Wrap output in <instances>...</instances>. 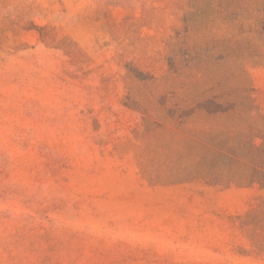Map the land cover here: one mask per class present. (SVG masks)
I'll list each match as a JSON object with an SVG mask.
<instances>
[{
	"label": "rangeland",
	"instance_id": "rangeland-1",
	"mask_svg": "<svg viewBox=\"0 0 264 264\" xmlns=\"http://www.w3.org/2000/svg\"><path fill=\"white\" fill-rule=\"evenodd\" d=\"M263 177L264 0H0V264H264Z\"/></svg>",
	"mask_w": 264,
	"mask_h": 264
},
{
	"label": "trees",
	"instance_id": "trees-1",
	"mask_svg": "<svg viewBox=\"0 0 264 264\" xmlns=\"http://www.w3.org/2000/svg\"><path fill=\"white\" fill-rule=\"evenodd\" d=\"M254 181H256L261 188H264V177L259 179L252 178L251 182ZM261 200H262L261 203L256 208L247 212V217H248L247 221H249V223H252L255 228L264 230V197H262ZM255 233L256 232H254V235ZM257 243H258L256 246L257 249L263 250L264 240H259L257 241Z\"/></svg>",
	"mask_w": 264,
	"mask_h": 264
}]
</instances>
